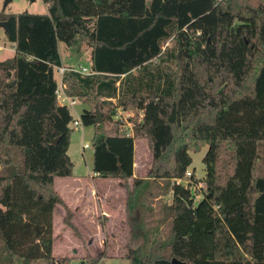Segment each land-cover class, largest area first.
<instances>
[{"label": "trees", "instance_id": "trees-1", "mask_svg": "<svg viewBox=\"0 0 264 264\" xmlns=\"http://www.w3.org/2000/svg\"><path fill=\"white\" fill-rule=\"evenodd\" d=\"M41 1L46 13L5 18L14 52L0 60V178L8 180L0 236L10 264L69 260L52 255L57 206L79 234L53 183L74 167V119L56 94L59 42L90 50L89 73L67 68L62 83L87 105L80 121L94 128L93 173L119 180L128 213L139 211L121 256L131 264H264V0ZM118 109L133 112L130 132ZM136 138L148 140L152 180L171 192L154 222L137 201L148 179L133 176ZM199 146L207 147L205 189L196 201L186 172Z\"/></svg>", "mask_w": 264, "mask_h": 264}, {"label": "rangeland", "instance_id": "rangeland-1", "mask_svg": "<svg viewBox=\"0 0 264 264\" xmlns=\"http://www.w3.org/2000/svg\"><path fill=\"white\" fill-rule=\"evenodd\" d=\"M4 2L5 0H0V22L5 21V18L12 14L24 11L38 14L46 13V6L41 0H11L6 7L3 6ZM166 45H170V42H167ZM58 47L64 70L72 68L82 73L88 71L90 50L84 44H80L77 51L76 49L72 51L67 49L63 43H59ZM13 52V45L6 40L4 30L0 27V60L12 56ZM195 70L203 83L207 77V72L204 67L198 64L195 66ZM59 75V69L56 68L54 76L57 80L59 79ZM86 108L87 105L82 102H77L75 106H70L69 110L73 119L80 121V114ZM117 114H120L119 109L117 110ZM121 117L123 122L122 128L130 132L132 119H135L133 112L126 110L121 114ZM70 126L73 129L70 135L68 154L74 164L73 178L71 177L72 179L66 180V178L56 177L54 189L62 196L61 198L66 199L68 197L73 202L72 207L68 210L71 213V219L74 215L76 218H79L76 224L81 223V226L76 227L79 233L78 236L70 228L63 230V220L67 215V211L64 207L57 206L53 215L55 230L53 233L54 249L52 255L56 259H60L61 256L70 257L63 264H87L86 257L90 256L95 258L98 252H101L100 249L103 243L105 244L104 254L110 256L100 257L97 264H131L128 258L121 256V252L123 244L128 240L129 223L131 221H138L139 211L135 209L132 213H128L126 189L116 179L97 177L95 179L97 183L95 182L94 184L91 182V177L95 175L92 170V138L94 128L91 125L84 126L83 124L75 127L73 123H70ZM134 147V150H136L134 177L148 179L146 188L139 190L143 194L137 199L139 202L138 205H140L139 208H144L143 213L147 215V218L154 222L160 219L161 207L170 203L171 192L166 188L168 186L165 184L166 181L162 179L152 180V176L149 175L153 160L151 150L148 146V140L146 138H136L134 140ZM206 151V146H199L197 150L190 152L192 162L188 171L190 173L193 172L194 179L191 181V189L196 194V201L200 198V191L205 189L203 182L205 172L202 158ZM220 158H226V156L223 154ZM183 182L186 183L185 181ZM127 183V188H130L132 179H129ZM7 187L8 180L0 178V206L3 208L7 206ZM82 207L86 209L88 215L96 219L99 228L96 229L89 218L84 219L82 217L81 213H79ZM60 238L66 243L60 242ZM141 241L138 238V243ZM73 249L79 253L76 257H71L73 255L75 256ZM117 255L120 257H117ZM0 264H10L9 253L5 248L1 236Z\"/></svg>", "mask_w": 264, "mask_h": 264}, {"label": "crops", "instance_id": "crops-1", "mask_svg": "<svg viewBox=\"0 0 264 264\" xmlns=\"http://www.w3.org/2000/svg\"><path fill=\"white\" fill-rule=\"evenodd\" d=\"M60 43V42H59ZM59 43H58V46H59ZM58 50H59V47H58ZM59 54H60V52H59ZM60 59H61V56H60ZM61 63L63 64V62H62V59H61ZM89 64H90V58H89ZM63 66V65H62ZM61 66V67H62ZM56 79V78H55ZM56 81H57V83H58V85H59V82L61 83V87H62V89L64 90V84L62 83V76H60L59 75V79L57 80L56 79ZM58 98V97H57ZM58 101H59V98H58ZM76 103H77V101H76ZM76 103H75V105H76ZM74 105V106H75ZM86 105V104H85ZM135 148V147H134ZM135 152H136V150H134V159H135ZM135 161V160H134ZM135 163V162H134ZM134 174H135V164H134ZM134 176V175H133ZM62 178H66V180H70V179H72L73 178V176H72V178L71 177H62ZM97 177L94 175L93 177H91V182H93L94 184H95V182L97 183V180H95ZM99 178V177H98ZM117 180V179H116ZM54 181H55V178H54ZM54 181H53V183H54ZM117 181H119V180H117ZM92 191H93V189H92ZM62 197V196H61ZM67 197V196H66ZM63 199V198H62ZM63 201L65 202V204L67 205V207H68V209H70L71 207H72V205H73V202H71L70 200H69V198L67 197L66 199H63ZM79 213H81V215H82V217H84V219H88L89 218V220L90 221H92V224L93 225H95V227H96V229L97 228H99L98 227V224L96 223V219L94 218V217H92L91 215H88V213H87V211H86V209L84 208V207H82L80 210H79ZM104 213V212H103ZM79 218H76L75 217V215L72 217V219H71V222H72V224L75 226V227H77V226H81V223L80 224H76V221L78 220ZM61 225V224H60ZM63 227V230H65V229H68L69 227L68 226H66L65 224L62 226ZM54 225H53V233H54ZM55 237L56 238H58L56 235H55ZM60 242H65V241H63L62 240V238H60ZM66 243V242H65ZM54 249V248H53ZM103 249H105V244H103L102 243V248L100 249L101 251H103ZM53 251V250H52ZM73 252L75 253V256L73 255V256H71V257H76L79 253L77 252V251H75L74 249H73ZM77 252V253H76ZM100 252H98V254H99ZM66 254V253H65ZM97 254V253H96ZM95 254V255H96ZM97 254V255H98ZM61 255H63V254H61ZM96 255V256H97ZM80 256H82V255H80ZM105 257L106 256H110V255H108V254H106V255H104ZM101 257H103V256H101ZM111 257H113V256H111ZM117 257H120V256H118L117 255ZM62 258H65V259H69L70 257H68V256H61L60 257V259H62Z\"/></svg>", "mask_w": 264, "mask_h": 264}, {"label": "built area", "instance_id": "built-area-1", "mask_svg": "<svg viewBox=\"0 0 264 264\" xmlns=\"http://www.w3.org/2000/svg\"><path fill=\"white\" fill-rule=\"evenodd\" d=\"M57 69H59V74H60V76H62V74H63V72H64V68L63 67H59V68H57ZM82 73V72H81ZM86 73H89V70L86 72ZM56 94H57V97L59 98V103L60 104H63V105H66L67 107H72V106H74L75 105V103H76V100L74 99V98H71V97H69V96H67L65 93H64V90L62 89V87H61V83L59 82V85L57 86V90H56ZM121 113V112H120ZM115 118H122L121 117V114H117L116 116H115ZM79 124H81V121H78V120H74L73 121V125L76 127V126H78ZM86 147H87V145H85ZM190 172L189 171H187L186 172V175L187 176H190Z\"/></svg>", "mask_w": 264, "mask_h": 264}, {"label": "water", "instance_id": "water-1", "mask_svg": "<svg viewBox=\"0 0 264 264\" xmlns=\"http://www.w3.org/2000/svg\"><path fill=\"white\" fill-rule=\"evenodd\" d=\"M10 1L11 0H5L3 6L6 7L8 2H10ZM0 27H2L3 30H6V21L0 22ZM95 114H96V117H95L94 121H95V123L100 124L102 122V118H101V113L99 112V110L97 108L95 109ZM52 143L53 144L56 143V140H53ZM172 263H174V264H187L185 262H181V261H178L176 259H172Z\"/></svg>", "mask_w": 264, "mask_h": 264}]
</instances>
